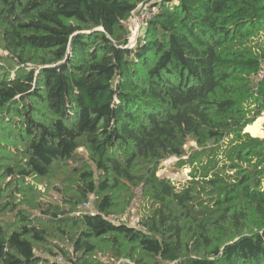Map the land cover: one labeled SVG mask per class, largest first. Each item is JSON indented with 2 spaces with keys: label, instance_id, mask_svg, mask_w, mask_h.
<instances>
[{
  "label": "trees",
  "instance_id": "obj_1",
  "mask_svg": "<svg viewBox=\"0 0 264 264\" xmlns=\"http://www.w3.org/2000/svg\"><path fill=\"white\" fill-rule=\"evenodd\" d=\"M144 2L0 0V49L16 66L0 69V137L23 146L17 161L0 156L1 219L18 225L0 222V264H53L35 245L51 233L23 212L20 189L84 146L104 180L83 165L67 181L75 205L103 196L97 213L42 210L60 234L78 229L71 264L103 249L113 263L93 264H264V139L244 133L264 113V0H164L130 48L124 23ZM171 157L191 170L182 189L158 176ZM133 168L180 214L155 211L142 228L107 219Z\"/></svg>",
  "mask_w": 264,
  "mask_h": 264
},
{
  "label": "rangeland",
  "instance_id": "obj_2",
  "mask_svg": "<svg viewBox=\"0 0 264 264\" xmlns=\"http://www.w3.org/2000/svg\"><path fill=\"white\" fill-rule=\"evenodd\" d=\"M152 0H146L144 2L143 6H141L136 13V16L140 19L142 16H146L150 21L154 19L156 16L159 8L155 10L154 14L151 15V8L148 6L145 7V5L148 4ZM150 16V18H149ZM150 24V22H149ZM143 27L141 32L143 33L147 28ZM9 53H7L5 50L0 49V69H3L2 71H5L8 74H13L16 70V66L12 65L11 62L8 60ZM258 74V73H257ZM257 74L255 76V88L256 91L259 89V85L262 81L256 82ZM264 81V80H263ZM242 82L239 80L237 82ZM245 82V79H244ZM228 95V93L223 92ZM233 96V95H232ZM234 97V96H233ZM243 99V98H242ZM251 109V108H250ZM2 115V114H0ZM262 120L261 128L262 132L264 133V113L263 115L256 120L259 121ZM255 122V123H256ZM254 123V124H255ZM253 124V125H254ZM252 126V125H251ZM248 128V127H247ZM247 128L245 129L244 133L250 134L252 137L264 139L262 136H253L251 133L247 131ZM0 146L2 148V152L0 156H2V160L7 161L10 156H8L5 149L10 150L12 154H14L16 157L12 158L17 161L20 158V150L23 147L21 142L17 141H11V139L0 137ZM190 147H193L194 149H198L196 143H190L187 147V150H189ZM78 161H75L73 165H69V168H62L59 167L60 165H57L56 170L54 169L53 173L49 175L46 178H37L31 181V187H33V190H29L26 194L23 193V188L20 190L22 192L21 195V203L23 204V212L26 213L29 216H32L35 224L39 228H46L50 231L51 234L47 236V241L42 244H36L37 252L39 255L44 256L45 258L50 259V261L53 264H71V259L75 258L77 256L75 254V240L78 239L77 236V228H70V233L68 235L60 234L56 229H54V224L46 218V215H43L44 213L42 210L49 209L53 207L62 208L66 211H71L72 208L77 207L76 214L78 212L80 213H89V214H95L97 213V207L100 202V199L103 197H100V195H92L89 197V201L87 206L86 205H75L77 201V189L76 186L78 185L76 183V180L71 182L67 181L68 177L67 174H70L72 167H79L81 168L83 165L85 168L87 167V170L92 171L94 173V177L98 183L104 180L102 176H100V172L98 169H96L95 163L93 161V154L92 151L87 146L82 147L78 152ZM13 157V156H11ZM183 160H187V157H183ZM181 159L178 157H171L163 162L161 166V170L158 172V176H165L169 177L172 181L176 183V186L179 189H182L185 184L191 180V170L187 167L181 166ZM136 168H133L132 171L135 173L133 177L135 178L136 182L133 183V181H124L121 179L119 185L117 187H113L111 189V193L114 196L115 199V207L113 210V213L109 216H107V219L110 220H116L119 218V221H122L123 223L130 224L131 226L136 227H143V222H145L148 217L152 216L155 211H158L157 213H168L169 211H173L174 209L179 211L180 208H174L175 202L171 199H166L163 201V203L159 201H155L151 194L150 190L145 187V184L143 183V179H139L140 174L138 173V170H135ZM2 180H0V189L1 187L5 189V195H8L10 192H8V186L6 184L5 179L1 177ZM139 179V180H138ZM134 180V181H135ZM138 180V181H137ZM115 183H113L114 185ZM28 191V190H27ZM7 193V194H6ZM25 195V196H24ZM6 196L0 195V202L5 198ZM174 210L175 213H177ZM180 214V211L178 212ZM177 214V215H178ZM3 215L0 214V222L5 223L6 225H13L10 227L11 230L16 229L18 225H15V222L10 220V222H6L1 219ZM5 216V214H4ZM187 225H192V222H186ZM185 226V224H184ZM56 233V235H54ZM76 235V236H75ZM53 248L56 250V247H59L57 249L59 251V255L52 256L50 253H48L49 248ZM48 250V251H47ZM63 250V251H62ZM79 257L81 258V264H93L96 260L97 261H104V262H112V255L107 249L103 250H97L93 254L90 255H82L79 254ZM115 264H134L129 259H123L121 261L116 262Z\"/></svg>",
  "mask_w": 264,
  "mask_h": 264
},
{
  "label": "built area",
  "instance_id": "obj_3",
  "mask_svg": "<svg viewBox=\"0 0 264 264\" xmlns=\"http://www.w3.org/2000/svg\"><path fill=\"white\" fill-rule=\"evenodd\" d=\"M164 0H152L150 2H148L146 6H148L149 8H151L150 12L152 16L155 12V10H157L158 5ZM176 1V0H174ZM143 4V3H142ZM143 5H139L136 10L132 13L131 18L124 23L126 29L129 32V41H128V47L130 48H135L138 44V41L140 39V37H142V28L143 27H147L149 25L150 20L144 15L142 16L140 19L136 16L137 10ZM149 16V18H150ZM264 80V62L261 63V67L260 70L258 71L257 74V79L256 82H260ZM86 206L88 204H85Z\"/></svg>",
  "mask_w": 264,
  "mask_h": 264
},
{
  "label": "bare ground",
  "instance_id": "obj_4",
  "mask_svg": "<svg viewBox=\"0 0 264 264\" xmlns=\"http://www.w3.org/2000/svg\"><path fill=\"white\" fill-rule=\"evenodd\" d=\"M261 123H262V120L257 121L254 125L249 126L247 128V131L251 133L253 136L264 137V133L262 132V128H261Z\"/></svg>",
  "mask_w": 264,
  "mask_h": 264
}]
</instances>
